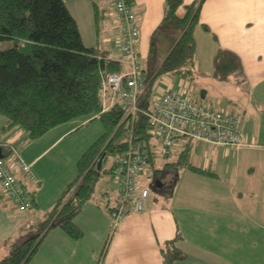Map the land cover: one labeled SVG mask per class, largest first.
Instances as JSON below:
<instances>
[{
    "label": "crops",
    "instance_id": "1",
    "mask_svg": "<svg viewBox=\"0 0 264 264\" xmlns=\"http://www.w3.org/2000/svg\"><path fill=\"white\" fill-rule=\"evenodd\" d=\"M194 1L183 0L179 16ZM112 2L67 0L66 7L77 23L83 44L115 61L121 53L116 45ZM130 3L140 31L142 69L145 72L143 60L150 62L154 53L159 55L153 63L156 69L180 33L169 25L160 26L164 0ZM198 18L193 32L192 69L197 66L199 76L192 72L188 80L174 75L157 80L167 89L181 90L202 103L239 115L245 145L232 149L192 141L189 161L197 172L171 165L177 159L175 154L161 160L160 166L155 165L160 158L155 160L158 171L154 172L152 166L148 175L154 178L153 193L149 190L143 211L127 216L106 248L110 219L102 191L108 188L115 192V186L94 189L73 219L82 237L73 239L55 226L28 264H164L160 250L169 241L173 242L168 249L180 256L171 264H264V0H203ZM220 49L235 57L239 65L226 78L215 75V56ZM195 78L198 86L193 83ZM74 121L50 129L31 143L44 141L40 145L46 150L73 130ZM22 138V132L13 129L1 140L8 145L4 152L14 148V140ZM31 143L28 145L33 151L25 162L30 164L36 182L23 180L32 196L31 205L19 210L0 188V260L8 255L12 244L37 228L31 220H40L42 215L43 221L71 181L48 189L42 169L32 168L41 153L34 155L36 148ZM160 174L163 177L156 181ZM140 180L142 183L144 179Z\"/></svg>",
    "mask_w": 264,
    "mask_h": 264
},
{
    "label": "trees",
    "instance_id": "2",
    "mask_svg": "<svg viewBox=\"0 0 264 264\" xmlns=\"http://www.w3.org/2000/svg\"><path fill=\"white\" fill-rule=\"evenodd\" d=\"M66 1L0 0V41L10 39L14 43L11 48L0 51V115L5 118V124L0 127V143L13 129L20 130L22 140L27 142L80 117H92L91 120L98 118L103 132L80 155L75 176L42 224L30 231L21 242L12 244L0 264H28L46 233L55 226L73 239L82 237L73 219L92 196L101 172L111 173V169L103 170V162L125 150L132 127L145 143L154 172L158 171L154 161L169 157H153L148 120L142 113L138 112L133 119L123 118L120 107L113 106L99 114L101 75L117 72L122 65L108 58H98L103 55L83 44ZM202 2L195 0L185 7L183 16H179L178 9L183 5V0H164V16L160 26L169 25L180 35L159 66L149 74L144 72L147 86L139 102L140 107H147L152 88L159 77L174 75L192 79L195 52L193 32L199 24ZM237 69L236 58L220 49L215 56V75L226 78ZM182 141L183 146L173 153L177 159L171 165L197 172L198 169L189 161L192 141L195 140ZM0 149L1 155H9V152L4 153L3 147ZM102 155L101 169L98 171L96 165ZM69 193L68 200L64 201ZM109 239L110 234L104 248ZM172 242H167L165 248L160 250L164 264H171L180 257L177 251L168 249Z\"/></svg>",
    "mask_w": 264,
    "mask_h": 264
},
{
    "label": "built area",
    "instance_id": "3",
    "mask_svg": "<svg viewBox=\"0 0 264 264\" xmlns=\"http://www.w3.org/2000/svg\"><path fill=\"white\" fill-rule=\"evenodd\" d=\"M112 5L117 21L116 45L121 53L120 59L115 61L122 68L101 75L99 114L113 106L120 107L123 118L133 119L138 112L142 113L148 120L153 157L171 156L177 147L183 146V139L232 149L244 146L239 115L202 103L181 90L166 88L156 93L153 86L147 107L139 106L147 86L138 49L139 27L130 0H113ZM98 58L107 59L103 56ZM126 141V148L121 154L109 157L110 174L116 175L113 178L116 190L112 192L105 188L102 191L105 199L103 206L113 230L127 216L140 214L149 194V188L140 180L149 178V154L145 143L134 133L133 127ZM5 146L8 145L0 143L3 149ZM24 178L36 182L30 164L22 159L15 148L10 147L7 157L0 156V188L4 197L21 211L31 205Z\"/></svg>",
    "mask_w": 264,
    "mask_h": 264
},
{
    "label": "rangeland",
    "instance_id": "4",
    "mask_svg": "<svg viewBox=\"0 0 264 264\" xmlns=\"http://www.w3.org/2000/svg\"><path fill=\"white\" fill-rule=\"evenodd\" d=\"M14 45L13 40L5 39L0 41V51L11 48ZM159 55L154 53L153 56L150 59V62L148 60H143V68L145 70V73L149 74L150 72L155 69V66H153V63L158 59ZM144 58V57H143ZM192 72L194 73L195 77H198V68L195 66L194 71L192 69ZM185 83V81H183ZM156 83V84H155ZM154 83V89L156 93H158L161 90H165L167 88L166 84L160 83L158 80ZM194 85H199L197 83V79L193 80ZM199 95V92L196 93V95ZM191 95V94H188ZM193 96V95H191ZM200 98V96H199ZM201 99V98H200ZM204 99V98H202ZM199 100V99H198ZM208 101V100H207ZM207 103V102H206ZM209 104V103H208ZM90 117H80L75 119L74 124L71 126L74 127L71 132L60 138L57 142H55L52 146L48 147L45 150V146H41L40 144L44 141H35L34 143H31V141L24 142L23 140L19 141H13V146L18 152V154L22 157V159L25 161L27 158V155L29 152L33 151L31 148H29V143L34 144V148H36V151L34 155L40 154L38 157V161L32 165V168L38 169L45 175V185L48 189H50L52 186H56L60 183L64 184L65 180L70 181L73 179V177L76 174V162L79 159L80 155L83 153V151L91 145L103 132V126L98 118L91 120ZM0 127L5 124V118L0 115ZM36 146V147H35ZM35 150V149H34ZM172 159V158H170ZM164 159H160L156 161V166H160ZM110 158L104 160L103 162V170L109 169L111 162ZM116 178L115 174H109L101 172V175L99 179L96 182L95 189H99L100 187L103 189V187L108 186L109 184H113L115 186L116 190V183H114V179ZM154 178L149 177L145 178L141 184H143L145 187L149 188L150 194L153 193V190L151 189V185L153 184ZM71 193H69L64 201L68 200V197ZM47 197H45L46 199ZM64 203V202H63ZM62 206V205H61ZM60 206L59 209L60 210ZM39 217L36 220H31V223H35V227L42 224L43 216H40V220H38ZM116 229H112L110 220L108 223V231L107 236L110 234V240L115 232ZM106 236V238H107Z\"/></svg>",
    "mask_w": 264,
    "mask_h": 264
},
{
    "label": "water",
    "instance_id": "5",
    "mask_svg": "<svg viewBox=\"0 0 264 264\" xmlns=\"http://www.w3.org/2000/svg\"><path fill=\"white\" fill-rule=\"evenodd\" d=\"M0 156H1V154H0ZM102 160H103V155L97 161L96 169L98 171L101 169Z\"/></svg>",
    "mask_w": 264,
    "mask_h": 264
},
{
    "label": "flooded vegetation",
    "instance_id": "6",
    "mask_svg": "<svg viewBox=\"0 0 264 264\" xmlns=\"http://www.w3.org/2000/svg\"><path fill=\"white\" fill-rule=\"evenodd\" d=\"M161 177H163V175L162 174H160V175H156V178H155V180L157 181L158 179H160Z\"/></svg>",
    "mask_w": 264,
    "mask_h": 264
}]
</instances>
